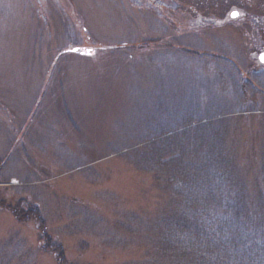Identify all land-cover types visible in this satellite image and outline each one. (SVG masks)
Returning a JSON list of instances; mask_svg holds the SVG:
<instances>
[{
    "label": "rangeland",
    "instance_id": "1",
    "mask_svg": "<svg viewBox=\"0 0 264 264\" xmlns=\"http://www.w3.org/2000/svg\"><path fill=\"white\" fill-rule=\"evenodd\" d=\"M263 52L264 0H0V264H220L264 226Z\"/></svg>",
    "mask_w": 264,
    "mask_h": 264
},
{
    "label": "trees",
    "instance_id": "2",
    "mask_svg": "<svg viewBox=\"0 0 264 264\" xmlns=\"http://www.w3.org/2000/svg\"><path fill=\"white\" fill-rule=\"evenodd\" d=\"M170 133L173 132L170 131ZM208 167L210 168L211 166L206 165V169H204L202 172L203 189L206 188L207 184L216 183L217 174L214 173L215 170L213 169L208 170ZM227 179L229 180V178L225 176L224 181L226 182L225 183L226 187L227 184L229 183ZM210 180H212V183H210ZM231 212H234L233 214H235L236 216V220H234V223H232L229 219L222 220V222L220 223L219 232L226 235L224 236L220 233L222 239H220L218 244H216L218 249L220 248L223 249V251L218 253L221 258L220 264H264V236L254 227V225L261 227L264 226L261 225L260 222L257 223L258 219L255 222L249 224L248 219L250 217L246 215L245 211L242 208H240V210L238 211L236 210L234 211L231 209ZM230 215L226 214L225 216H230ZM257 216L261 218V216H259L258 214ZM227 221H229V223H227ZM189 225L194 226L191 222H189ZM243 225L246 226V228ZM195 226L197 229L199 228L198 229L199 237H197V235L194 236V238H197L196 243L198 242L203 243L202 240L199 241L198 238H203V239L209 238V236L212 234L211 231L212 229L210 230V228H207V226L201 229L200 227L202 226L197 222L196 218H195ZM240 232L243 238L242 240L239 241V238L236 237V233H240ZM247 235L250 236L251 238L247 237ZM181 243L182 242L176 243L175 241L174 244L179 245ZM186 246H188V243L186 244ZM184 249H188L191 252V248H185L184 246ZM195 251L197 252V255H195V253H191V257L189 259L188 264L200 263V261L203 262V260L205 259L204 256L201 254V247L199 244H197V248L195 249ZM197 256H198V260H197ZM215 262H219V261L217 259H214V264H216ZM209 264H211L210 261Z\"/></svg>",
    "mask_w": 264,
    "mask_h": 264
},
{
    "label": "water",
    "instance_id": "3",
    "mask_svg": "<svg viewBox=\"0 0 264 264\" xmlns=\"http://www.w3.org/2000/svg\"><path fill=\"white\" fill-rule=\"evenodd\" d=\"M75 52L80 53V54H85L88 51L82 50V49H76ZM259 60L261 63H264V53L260 55Z\"/></svg>",
    "mask_w": 264,
    "mask_h": 264
},
{
    "label": "snow or ice",
    "instance_id": "4",
    "mask_svg": "<svg viewBox=\"0 0 264 264\" xmlns=\"http://www.w3.org/2000/svg\"><path fill=\"white\" fill-rule=\"evenodd\" d=\"M238 15H239L238 13L235 12L232 13L233 18L237 17Z\"/></svg>",
    "mask_w": 264,
    "mask_h": 264
}]
</instances>
